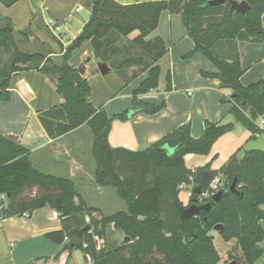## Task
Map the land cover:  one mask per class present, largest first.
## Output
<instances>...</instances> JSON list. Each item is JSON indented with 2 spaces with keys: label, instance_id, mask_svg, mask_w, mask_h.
I'll return each instance as SVG.
<instances>
[{
  "label": "trees",
  "instance_id": "obj_1",
  "mask_svg": "<svg viewBox=\"0 0 264 264\" xmlns=\"http://www.w3.org/2000/svg\"><path fill=\"white\" fill-rule=\"evenodd\" d=\"M19 0L2 1L12 6ZM210 0H136L122 4L116 0H94L90 20L67 46L58 62L40 52L22 51L15 40L11 24H0V47L10 53L8 63L0 66V98L9 99L11 74L24 68L39 66L57 75V92L64 98L67 121L61 124L64 132L88 124L93 134V155L97 163L95 180L102 187H113L126 209L104 214L90 206L71 178L59 177L38 170L30 159V149L15 138L0 134V195L8 202L0 204V216H23L34 210L49 207L59 214L63 227L45 233L56 243L79 236L82 243L70 249H81L85 260L93 264H219L221 255L210 231L218 224L226 240L236 239V246L229 251L231 260L238 264H256L264 249V149H249L240 159L236 154L219 169L212 163L194 169L186 165L190 153L210 154L215 142L233 128L232 124L218 125L206 121L201 137H194L189 123L166 134L146 150L133 151L112 147L109 134L114 119L127 120L125 112L110 116L103 107H96L91 99L92 86L79 67L69 62L72 52L85 41H90L94 56L107 62L114 71L131 80L138 76L132 67H141L146 77L132 93L131 107L134 114L149 112L151 104L140 96L157 89L160 84L161 66L158 60L168 52L161 36L148 38L157 29L163 11L180 14L195 48L186 57L201 51L218 68V73L203 72L206 76L224 79L225 88L232 93L224 96L231 103L230 111L254 135L263 133L258 122L264 115V79L244 85L241 77L245 69L241 64L239 41H264V0H247L249 11L232 10L230 4H209ZM130 45L138 49L137 55L120 57V37H129ZM89 61V59H86ZM166 90L172 89V73L166 75ZM165 103L156 105L160 110ZM170 147L167 152L163 147ZM221 175L219 201L209 209L187 220H181L182 211L193 201L196 193L185 202L179 196L178 186L186 181L201 187V192L211 188L214 179ZM236 181L237 192L231 191ZM197 196V197H196ZM68 223H70L68 225ZM74 223L75 226H72ZM88 223L91 229L80 234ZM131 240L118 242L108 248L106 242L97 248L95 236L106 238L110 225Z\"/></svg>",
  "mask_w": 264,
  "mask_h": 264
},
{
  "label": "crops",
  "instance_id": "obj_2",
  "mask_svg": "<svg viewBox=\"0 0 264 264\" xmlns=\"http://www.w3.org/2000/svg\"><path fill=\"white\" fill-rule=\"evenodd\" d=\"M116 1L122 4L132 3L126 0ZM18 2L6 8L13 9ZM38 10L39 7L32 5L31 11L33 14H36ZM41 12L43 16L48 15L47 21L59 26V33H62L63 38L58 37L59 40L57 41L51 39L45 41L41 38L42 43L39 47L30 51L27 49L23 51L40 52L45 55V59L52 58L55 62H58L59 57L65 53L67 46L78 36L87 22L84 21L75 31V28L73 29L69 24L63 22L65 18H62L60 9L56 5L42 8ZM262 24L264 27V14L262 15ZM155 36L163 37L168 46V52L158 60V63L161 66V76L162 73L166 72L167 75V72L171 71L172 89L167 91V83L166 81L161 82L160 77L159 87L148 94L142 95L141 98L152 104L153 107L165 103L163 108L158 111H155L154 108L153 112H140L137 114H134V110L131 109L130 112H125L128 116L127 120L114 119L109 134L111 146L114 148L124 147L133 151L146 150L166 134L187 123L191 125L192 136L198 138L205 132L206 121H211L218 125L232 124L233 128L215 142L213 151L210 154H187L185 156L186 165L194 169L211 162L213 169H219L233 154L241 159L245 152L249 150L246 148L249 142L252 139L257 142L260 136L264 135V132L254 135L242 122L236 120L234 114L230 111L231 103L222 100V96H227L223 91L225 87L222 79L203 74L204 71L209 73L219 72L208 57L201 51L195 52L191 57H186L195 48V42L188 35L180 14L163 11L157 29L148 38ZM85 45L86 42L72 52L69 62L80 68L81 74L89 79L92 86L93 77L103 74L98 68L100 60L94 56L92 48L85 47ZM262 45H264V41L238 42L241 64L245 69L241 77L244 85L264 79V51ZM81 49L82 52L77 62L74 63L72 59L75 53ZM86 59H89V61H86ZM165 60L166 62L163 64ZM43 64L44 61L39 66L29 68H24L27 64H21L23 68L11 74L10 86L7 88L10 97L9 99L0 98V134L13 137L17 142L28 147L30 149V159L38 170L59 177L71 178L90 206L97 207L104 214L110 215L113 212L105 213L103 209L101 204L103 198L96 197L92 203H89L84 190L81 189V187L92 185L96 191L99 190L97 194L100 195L105 188L98 185L95 180L97 163L93 164L94 159L89 156L84 148L89 135L84 136V133L80 131L83 125L67 132L61 130V124L67 121L64 98L57 92V75L49 70H42ZM3 65L1 63L0 66ZM138 68L134 66L128 71L129 75L134 71L139 73L135 78H138L136 85H139L146 77V73L138 71ZM113 72L115 71H110L107 74ZM194 88L196 93H193ZM190 91L191 93H189ZM193 94L194 97L190 98ZM90 97L92 100V93ZM119 112L121 110L117 107L114 110H107L110 116ZM261 126L264 129V125ZM197 155L200 156L196 157ZM188 159H196L197 162L190 167L187 164ZM91 179L95 181V184ZM45 208L49 207L34 210L28 219L32 220L35 231L40 232L38 236H44L50 240L45 236V233L61 229L63 224L59 214L53 209L52 213H48L47 216L49 220H56L53 226H46L44 220L46 214L44 213H41L40 217L34 221L35 212L42 211ZM123 209H126V207ZM55 213L57 217H54ZM15 217L4 218L0 216V219L2 224H7ZM261 224L264 227V220L261 221ZM72 226H75L74 223H72ZM110 227L113 228V225L111 224ZM50 241L55 245H51V254L47 256L48 258L56 259L57 253L61 251L63 253L62 261L56 264H76L74 263V254L78 249H65L67 241L63 243ZM229 241L233 242L234 247L236 246V239ZM260 246L264 249V239L260 242ZM83 256L85 258L84 252ZM219 264H222V255ZM256 264H264V253L257 259Z\"/></svg>",
  "mask_w": 264,
  "mask_h": 264
},
{
  "label": "rangeland",
  "instance_id": "obj_3",
  "mask_svg": "<svg viewBox=\"0 0 264 264\" xmlns=\"http://www.w3.org/2000/svg\"><path fill=\"white\" fill-rule=\"evenodd\" d=\"M126 1L135 2L136 0ZM32 5H34V7H39L36 14H33L31 11ZM53 5H56V7L60 9L62 18H65L63 22L69 24L71 28H75L76 31L84 21L88 22L90 20L94 0H19L16 7H13V9L6 8L8 6L0 0V24H11L14 29L17 45L22 49V51L26 49L30 51L31 49H35L41 45V38L45 39V41H50V39L55 41L59 40L58 36L48 25V15L43 16L41 12L42 8L45 9ZM79 6L82 7V10L76 12L75 9ZM136 33L137 32L132 33L129 37L122 36L117 41V44L122 48L120 57L138 54V49L133 48L130 45V39ZM61 34L59 33V36L63 38ZM85 42V47L92 48L90 41ZM262 47L264 51V45H262ZM81 52L82 49L75 53L72 59L74 63L77 62ZM10 58V53L0 47V65L1 63L4 65L5 63H8V61L11 60ZM165 62L166 60L163 64H165ZM140 70L141 67L138 68V71ZM124 78V75L116 71L111 74L93 77L92 103L97 106H102L106 111L114 110V108L117 107L121 110V112H130L132 109V93L137 86L136 84L138 83V78H133L129 81ZM165 81L166 72L162 73L161 76V82ZM223 91L227 96L232 93L231 88H223ZM194 92L196 93L195 88L193 89V93ZM141 97L142 96H140V98ZM193 97L194 94L190 96V98ZM223 97L224 96H222V98ZM262 118H264V115L259 117V123ZM80 131L84 133V136L89 135L84 144V148L87 150L89 156L94 159L93 164H95L96 160L92 150L93 138L91 128L88 124H84L80 128ZM257 147L264 148V135L260 136L257 142H254L252 139L246 146L248 149ZM199 156L200 155H197L196 157ZM196 162V159H188L187 164L192 167L196 164ZM92 181L95 184V181ZM104 188L103 192L99 195L97 194L99 190L96 191L92 185L81 187V189L84 190L89 203H92L93 199H96V197H99V199L103 198L101 204L105 213H112L126 207L125 202L118 197L115 188ZM179 196L185 202H189V197L186 195V191L180 190ZM4 202H8L7 197ZM41 213L46 214L44 218L46 226H53L56 223V220H49L47 218L48 213H52L51 208H45L42 211L35 212L33 220L36 221L40 217ZM39 233V231H35V228H33L32 220H29L27 217L16 216L7 224H2L0 219V264H56L62 261L61 258L63 253L61 251L57 253L56 259H50L47 257L51 254V245L55 244L46 239L44 236H38ZM210 234L214 236V244L222 255V264L230 262L231 259L229 257V251L234 248L233 242L224 240L219 231L215 229H212ZM123 239L124 234L122 232L109 227L105 238L108 248L111 247V245L113 246L118 242H121ZM12 242L14 244H11ZM74 263L87 264L83 256V252L80 249L75 251Z\"/></svg>",
  "mask_w": 264,
  "mask_h": 264
},
{
  "label": "water",
  "instance_id": "obj_4",
  "mask_svg": "<svg viewBox=\"0 0 264 264\" xmlns=\"http://www.w3.org/2000/svg\"><path fill=\"white\" fill-rule=\"evenodd\" d=\"M227 3L230 4L232 10H236V11L242 12L244 14H246L249 11V9H250V4H249V2L247 0H210L209 1V4H227ZM98 68H99L101 74H103V75H106L110 71H114L109 63L102 62V61H100L98 63ZM222 81L224 82L225 80L222 79ZM262 88L264 89V84H263ZM153 111H154V107L151 106L150 112H153ZM162 149L166 150L167 152H171L172 151V149L170 147H167V146L163 147ZM230 189L233 192H237L236 181L231 185ZM195 191L198 194L201 193V187H196ZM223 192H224L223 190L218 191V193L213 198L214 201H219L221 199L222 195H223ZM210 206H211L210 202H207V203H204V204L200 205V204H197V202L195 200V201L192 202V204L190 206L186 207L182 211V213L180 215V218H181V220L190 219L191 217L199 214L201 211L209 209ZM222 228H223V225L221 223L214 227V229L217 230V231H221ZM89 229H91V224L90 223H88L86 226H84L80 230V234H82L84 231L89 230ZM130 240H131V238L126 235L121 242L122 243H127ZM81 243H82V239L79 236H74L68 241L65 249H69V248H71L73 246H78ZM226 264H238V261L234 259V260H231L230 262H227Z\"/></svg>",
  "mask_w": 264,
  "mask_h": 264
},
{
  "label": "built area",
  "instance_id": "obj_5",
  "mask_svg": "<svg viewBox=\"0 0 264 264\" xmlns=\"http://www.w3.org/2000/svg\"><path fill=\"white\" fill-rule=\"evenodd\" d=\"M81 10H82V7L81 6L76 7V9H75L76 12L81 11ZM48 25L51 27V29L53 30V32L58 37H60L59 36V31H60L59 30L60 29L59 26H55V24H53L52 22H49ZM189 93H191V91ZM260 124L261 125H264V118L261 119ZM221 179H222L221 175L217 176L214 179V181L211 183V188L208 191L201 192L199 194L196 193L195 188H194V185L192 183L186 182V181L180 183L179 186H178V189H179V191L180 190L186 191V195L189 197V199L191 197H193L194 194L196 193V195L198 196V197L196 196L198 198V201H196V202L197 203L198 202H201L202 203L205 199H208V198H210V199L213 200L214 196L218 193V191L220 189V185H221V182H222ZM4 200L6 201V196L5 195H0V204ZM21 217H27L28 218V217H30V214H29V212H26ZM54 217H57V214L56 213L54 214ZM95 239H96V242H97V248L100 249V248H102L105 245V242H106L105 241V238H102V237H99L98 235H96L95 236ZM88 263L93 264V261L91 260L90 256H89V262Z\"/></svg>",
  "mask_w": 264,
  "mask_h": 264
}]
</instances>
